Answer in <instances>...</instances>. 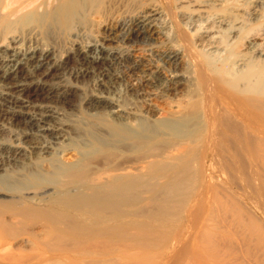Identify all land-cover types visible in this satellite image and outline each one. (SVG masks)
<instances>
[{
    "label": "bare ground",
    "instance_id": "obj_1",
    "mask_svg": "<svg viewBox=\"0 0 264 264\" xmlns=\"http://www.w3.org/2000/svg\"><path fill=\"white\" fill-rule=\"evenodd\" d=\"M84 14L108 33L61 53ZM215 15L194 42L175 18L179 48L158 0H0V137H13L0 139V264H217L230 211L264 214V72L214 67L230 23ZM263 36L250 37L261 60ZM87 77L97 92L80 102L101 123L79 133L60 110ZM80 134L76 159H58Z\"/></svg>",
    "mask_w": 264,
    "mask_h": 264
},
{
    "label": "rangeland",
    "instance_id": "obj_2",
    "mask_svg": "<svg viewBox=\"0 0 264 264\" xmlns=\"http://www.w3.org/2000/svg\"><path fill=\"white\" fill-rule=\"evenodd\" d=\"M158 1L162 9L167 14L170 13L173 16L172 20L171 18H168V16L170 17V15L165 16L166 17L165 20L167 23L166 27H168V29L166 28L167 30L165 31L171 33L170 37L173 33L171 38H174V41L176 40L174 44L175 45L177 44L176 45L177 47L182 48L181 44L178 42L176 38V34L174 30L176 24L175 18L177 23L180 24V27H182V30L186 34V37L190 40V42L191 41L194 42L198 39V36L202 35L204 27L211 25L212 22L209 19L210 16L216 14L215 16L222 17V19L226 20V23L227 21L228 23L230 21V23L229 25L228 24L224 26L222 25L221 27L223 28H220V30L223 29L222 31H224L225 29L224 27L229 26L224 31L226 33L218 32L219 33L218 36H220L219 39H222V44H225L226 46L225 45L222 46L224 50L222 48L219 50L220 52L218 51L214 53L213 56V64H215L214 67L218 69L219 68L218 66H220L219 69H222L224 66L228 67L231 65V67L234 68L233 71L235 72L238 71L237 74H241L244 70H247L249 67L253 66L255 70H257L258 68L261 69L259 71L264 72V60H263L264 57L262 58V60L261 58H257V59L254 58L255 56L252 53V49H250L251 47L250 37H252V35L254 34H264V3L263 2L256 3V1L253 0H222L218 2L217 1L214 2V0H198V2H189L190 0H172V2L169 4L165 0H158ZM197 3L210 4L209 7L207 8L206 15L203 14L205 17H201L200 19L198 18L197 21L196 20L197 16H195L196 18L195 17L192 18L194 22L191 19L190 21L189 19L188 20L183 19V17H181L182 14L185 15L187 13L186 15L188 14L192 15L193 10L197 8L196 7L198 5ZM234 8L236 10H234ZM91 17L92 16L89 14L82 15L81 18L83 19L81 20L84 23L83 25L84 29L80 30L81 32H77L76 34L75 33L66 34L61 44V47L58 48V50L60 49L61 53L67 52L66 50L69 49L71 50V48L75 49V47L78 46L83 47L84 45L85 47H87L90 45L98 44L99 41L100 42L103 41L102 37H105L109 29L107 30L106 27L102 26L98 22H95L96 20ZM181 18L183 21L181 20ZM227 18L230 19L228 20ZM168 19L170 21H167ZM204 19L206 20V22ZM237 23L241 28L237 29V31L235 32H232L231 27H237L238 26ZM198 27L199 29H196ZM119 28L120 27H116L117 30H119ZM228 32H231L232 34L230 33L229 35ZM74 35H76V39H74L75 38ZM231 35L232 38H230ZM262 39L259 40V42L261 41V45L264 46V40ZM263 46H261V48H263ZM196 49L198 50V52H201L198 47H196ZM57 53L59 54L60 52L57 51ZM137 54H138L137 56L139 55L140 56L142 55L141 57L144 56L143 54L140 53ZM228 59H230L229 60L231 62L230 64ZM226 62L228 63L225 64ZM187 65L189 67V70L190 69L192 70L189 64L185 65L186 66L185 70L189 71ZM65 77L66 78L68 77L67 80L73 81L72 77L68 75H66ZM127 77L131 78L130 76ZM93 81L94 80H92V78L90 77H87L85 80L78 81L77 84L80 87V90H78L77 92L78 94L76 95V97H74V102H73L74 107L71 108L65 107L64 109L60 110V112H62L63 114L62 122L67 124L72 129V131L74 130L80 133L82 128L83 127L85 128L89 123H95V124L101 123L100 117L90 115V110L85 109V104L82 101H81L82 103L80 102L81 97L83 98L86 97L85 99H87L89 98V95L91 93L97 92V87L94 84L95 82ZM123 82L126 83V81ZM123 82L116 84V87L118 86L117 89H120L119 90L120 94H123L124 92L123 90L125 85ZM1 85H0V89H1ZM261 92L264 93V89ZM246 95L248 96L247 93ZM263 98H264L263 94L258 95V104L254 105L255 114L257 117L261 119L262 122H264V102H259V99L263 100ZM167 99L169 100L168 97ZM163 101H159V103L163 104ZM9 129L10 128H8V130H5L3 133H1L0 139L8 140L9 137L13 138L11 136L12 132H10ZM80 135H81L80 137L74 136L72 140H68L67 142H65L67 148L66 153L61 157L58 156V159H60L62 162H72L73 160L76 159V157L78 156V151L83 150V147H85L84 143L86 142L85 136H83L82 134ZM257 145L259 148V155L255 158V161L256 163L261 165L260 169L262 170L261 167L264 166V141H259ZM21 146L27 149V147L24 144H22ZM262 171H264V168ZM221 221L222 222L228 221L230 223L229 224L228 222H226L230 225V226L226 225V227L230 229V230L228 229L229 232L231 231L230 236L232 233L233 236H231V238H227L226 241H224V243L221 242L219 244V248L217 251V264H264V214L262 213L261 209L255 207L253 203L246 202V215H244L243 217L239 216L238 212L234 208L232 209V211H230L228 215V220L226 221L221 220ZM24 248L25 246H23V248H20L21 250L19 251L23 250V252H25ZM15 252H18V250H16ZM1 256L4 257L5 255L3 254L0 255V260L2 259ZM185 262L186 261H184V263Z\"/></svg>",
    "mask_w": 264,
    "mask_h": 264
}]
</instances>
